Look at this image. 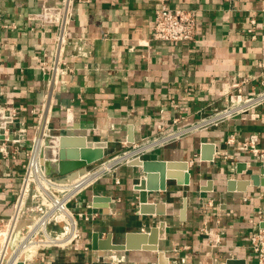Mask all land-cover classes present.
<instances>
[{"label": "crops", "instance_id": "crops-1", "mask_svg": "<svg viewBox=\"0 0 264 264\" xmlns=\"http://www.w3.org/2000/svg\"><path fill=\"white\" fill-rule=\"evenodd\" d=\"M69 2L0 0V110L14 119L5 129L11 139L0 146V220L13 212L36 137L85 136L109 143L106 157L92 168L129 151L141 153L143 160L186 161L191 182L169 180L166 191L150 194L149 204L156 212L163 207V214L147 215L134 190L144 177L142 169L120 166L116 175L79 197L81 207L75 211L91 215L81 223V239L69 249L48 252L46 264H158L157 252L94 251L92 241L95 233L103 239L112 234L113 243L123 244L127 233L147 232L160 221L167 224V238L159 248L170 264H259L250 250V236L264 208V186L229 192L227 181L249 178L246 171L237 173L240 163L256 174L264 168L262 159L243 149L249 137L258 134V148L264 150V105L203 130L193 125L214 109L228 107L230 97L243 100L262 89L264 0ZM163 3L197 10L200 32L195 43L164 45L152 40L154 12ZM63 22L70 41L66 52L83 38L89 55L65 57L74 71L63 77L66 84H59L48 100L49 77L41 64L53 62ZM237 82L242 93L231 89ZM159 126L164 135L189 131L162 145L137 149L144 139L162 135ZM131 127L134 143L128 141ZM15 140L20 150L14 157ZM204 144L215 146L211 161L203 159L210 154L203 153ZM114 175L120 184H115ZM209 184L213 189L206 191ZM96 196L111 201L95 207ZM201 197L212 198L214 206L203 209Z\"/></svg>", "mask_w": 264, "mask_h": 264}, {"label": "built area", "instance_id": "built-area-1", "mask_svg": "<svg viewBox=\"0 0 264 264\" xmlns=\"http://www.w3.org/2000/svg\"><path fill=\"white\" fill-rule=\"evenodd\" d=\"M67 1L70 4L69 1L71 0ZM252 24H256L255 20H252ZM253 31V28L249 30L250 33ZM199 32L200 24L196 9L171 8L163 3L154 12L152 40L155 42H160L164 45L195 43L198 39ZM83 43V38L79 39L72 44L73 51L66 52L70 41L66 36L65 22H63L59 34L56 37L57 45L53 62L51 64H47L46 62L41 64L42 71L49 77L46 94L48 100L52 99L53 93L59 84H66L63 77L74 71L69 67L65 57L78 58L89 55V52L84 50ZM231 89L242 93V87L239 82L232 84ZM230 102V105L223 110L214 109L213 114L203 118L197 124H194L193 127L203 130L218 125L223 120H230L239 114L246 113L264 105V81L262 82V89L257 93L243 100L235 101L231 100L230 97ZM178 121L175 120L174 122L176 123ZM158 130L162 134L161 136L146 138L140 144L136 145V148L140 150L151 147L154 144L162 145L189 131V129H184L179 131L178 134L172 133L164 135L163 132L165 129L163 126H159ZM38 140L36 139L33 142L35 144L34 148L27 153V164L20 178L13 212L7 220H1L3 223L7 221L14 225L13 238L10 239L8 244L12 246V250L15 246L18 249L24 242L25 245L31 243L37 244L38 248L36 253L32 259L23 260L25 264H46L48 252L56 249L65 250L71 248L81 239V223L89 221L91 216L84 211H75V208L81 207L79 197L103 178L113 174L116 175V170L122 165L129 164L130 160H143L141 159V153L133 155L132 152L125 151L100 163L96 167L92 168L90 166L86 174L71 183H60L55 181L53 176L46 171L41 157H35ZM7 141L9 139L4 142ZM258 141V134H252L244 144L243 149L247 153L264 159V150L258 148ZM18 144L19 140L12 141V147L15 148L12 153L14 157L18 155L20 150ZM5 154L6 156L11 155L6 149ZM122 157H125V159L112 164L110 169H104L107 164L112 163V161L115 162ZM115 184H120L117 176H115ZM57 199L64 202L65 210L68 214L63 220H59L61 212L57 210L56 203H53ZM199 203L203 209L214 206V200L209 197H201ZM89 208L92 209L93 207L89 206ZM258 214V220L253 223L252 227L250 250L257 256L259 264H264V228L260 226L261 222L264 221V208H261ZM47 216L48 219L44 220ZM18 236L20 237L19 239ZM1 263L2 250H0ZM6 264H11V262L9 261Z\"/></svg>", "mask_w": 264, "mask_h": 264}, {"label": "water", "instance_id": "water-1", "mask_svg": "<svg viewBox=\"0 0 264 264\" xmlns=\"http://www.w3.org/2000/svg\"><path fill=\"white\" fill-rule=\"evenodd\" d=\"M14 119L12 116L5 114L0 110V146L2 142L11 139L5 133V129L9 124H12ZM59 169L54 171H47L53 174H59L61 177L54 178L55 181L60 183H71L77 178L86 174L88 168L98 162L102 161L109 148L107 141H90L85 136H72V135H59ZM129 143H134L135 138L133 135V128L129 131ZM203 153L210 150V154L204 155L205 161L214 159L213 149L215 146L212 144L203 145ZM264 162V159H262ZM129 165L138 166L142 169L144 177L134 186V190L139 193V203L141 212L147 215L163 214V207H156L149 204V197L153 193L166 191L169 180H176L179 185H189L191 182V175L189 173V165L186 161H159V160H132ZM46 169V168H45ZM246 171V172H245ZM55 172V173H53ZM249 173V178L236 179L231 178L227 181V189L229 192H246L249 186H264V168L259 174L252 173L247 170L246 164H238L237 173ZM206 191L213 189V184H209ZM151 194V195H150ZM110 202L111 198L106 196H96L93 201L95 207H99L98 202ZM166 222L160 221L156 226L150 228L145 232H129L125 236L123 244L113 243L112 234H109L106 239L100 237L99 233L93 235L92 249L94 251H118V252H131V251H151L157 252L158 264H170L169 258L166 253L161 251L160 241L167 238ZM264 228V221L260 224ZM16 264H25L24 261L17 262ZM227 264H245L243 260H228Z\"/></svg>", "mask_w": 264, "mask_h": 264}, {"label": "bare ground", "instance_id": "bare-ground-1", "mask_svg": "<svg viewBox=\"0 0 264 264\" xmlns=\"http://www.w3.org/2000/svg\"><path fill=\"white\" fill-rule=\"evenodd\" d=\"M44 122V121H43ZM41 130V129H40ZM40 139V138H39ZM42 143H43V151H42ZM59 138L54 135H46L41 136V140L38 142L37 150H36V156L41 157L43 164L47 171H53L59 169ZM122 159H125L122 157L121 159L113 162L112 164L122 161ZM111 164V165H112ZM111 165L108 167L106 166L104 169H110ZM62 203L58 202L56 203V207H62ZM14 232V225L13 223L10 224L9 222L5 221L4 224L0 225V247L2 249V263L6 264L11 256L12 250L10 246H7L6 242L8 241L7 236H12ZM10 234V235H9ZM118 252V251H113Z\"/></svg>", "mask_w": 264, "mask_h": 264}, {"label": "rangeland", "instance_id": "rangeland-1", "mask_svg": "<svg viewBox=\"0 0 264 264\" xmlns=\"http://www.w3.org/2000/svg\"><path fill=\"white\" fill-rule=\"evenodd\" d=\"M48 135H55V134H48ZM56 136V135H55ZM38 138H40L39 140H38ZM38 140V142L41 140V137L40 136H38V137H36L34 140H33V142L35 141V140ZM32 142V144H31V148L28 150V152L30 151V150H32V148H34V143ZM38 145V144H37ZM42 151H43V143H42ZM125 158V157H124ZM119 159H121V158H119ZM131 161V160H130ZM112 163H113V161H112ZM112 163H110V164H107L106 166L108 167L109 165H111ZM58 202H60V203H62V207H56L57 208V210L58 211H60L61 212V215H59V220H63V218H65V217H67L68 216V214H67V212H66V210H65V206H64V202L63 201H61V200H59V199H57V200H54V202L53 203H58ZM48 219V216L44 219V220H47ZM2 224H4L3 222H1V220H0V225H2ZM10 235V234H9ZM8 237V241L6 242L7 244V246H10V248L12 247L11 245H8L9 244V241H10V239H12L13 238V236H7ZM20 237L18 236V239H19ZM19 242V241H18ZM19 247V246H18ZM17 247V248H18ZM37 248H38V246H37V244H26L25 245V242L22 244V246H20L18 249H16V246L14 247V249L12 250V253H11V256H10V258H9V260H8V262L10 261L11 262V264H16L17 262H20V261H23V260H25V259H28V260H30V259H32V257L34 256V254L36 253V251H37ZM0 250H2L1 249V247H0Z\"/></svg>", "mask_w": 264, "mask_h": 264}]
</instances>
